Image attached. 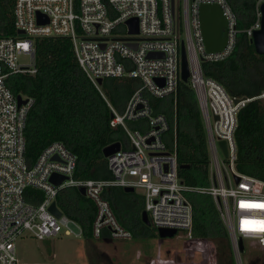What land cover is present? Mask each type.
Here are the masks:
<instances>
[{
	"label": "built area",
	"instance_id": "2783aa9c",
	"mask_svg": "<svg viewBox=\"0 0 264 264\" xmlns=\"http://www.w3.org/2000/svg\"><path fill=\"white\" fill-rule=\"evenodd\" d=\"M12 1L14 28L16 32L23 31L18 35L24 38L0 37V264H17L15 241L24 233L38 241L61 234L83 236L76 221L63 213L56 218L49 211L63 188H83L85 197L94 204L93 240L102 239L104 231L110 241L133 239L103 196L110 187H131L141 193L148 227L154 234L152 239L170 240L160 237L162 229L174 230L175 237L192 238L193 212L184 196L187 187L178 176L175 132L170 149L166 143L169 121L162 114H154L150 106V97L164 99L177 91L181 82L182 41L189 63L188 82L198 99L212 168L210 185L198 191L213 198L229 233L237 264H242L239 239L255 240L264 247V231L260 230L264 227V181L236 170L234 139L239 110L252 100L264 105V91L251 99L232 98L219 83L205 78L200 67L203 60L219 62L228 58L241 32L252 39L261 26L260 6L264 0H256L254 22L243 31L237 28L236 15L226 0H173V9L172 0ZM211 4L221 8L226 20V42L221 51L208 54L199 9ZM38 15L43 23L38 22ZM130 19H137V34L129 32ZM35 38L69 39L78 66L99 91V79L139 81L123 112L109 105L110 127L121 128L125 134L119 151L107 158L111 179H75L76 157L61 142L52 143L33 164H28L24 132L34 101L14 95L6 80L14 75L36 74ZM150 53L162 56L148 58ZM22 56L28 57L26 64L19 62ZM141 120L145 122L143 126H129L130 122ZM219 141L226 142L227 158L218 146ZM53 174L66 179L56 186L50 182ZM27 188L40 191L42 201H26ZM71 227L78 229L79 234Z\"/></svg>",
	"mask_w": 264,
	"mask_h": 264
},
{
	"label": "trees",
	"instance_id": "16d2710c",
	"mask_svg": "<svg viewBox=\"0 0 264 264\" xmlns=\"http://www.w3.org/2000/svg\"><path fill=\"white\" fill-rule=\"evenodd\" d=\"M226 1L236 15L237 28L247 29L255 19L256 0ZM12 8V0H0V37L22 39L24 37L14 28ZM33 47L36 74L14 75L6 80L14 95L34 101L24 132L28 164H33L49 145L61 142L76 157L75 179H111L102 151L113 143H123L125 134L121 128L110 127L109 105L123 112L139 81L104 79L99 91L78 66L69 39L35 38ZM200 67L205 78L219 83L232 98L251 99L264 91V55L256 54L251 40L243 32L238 35L236 47L228 58L219 62L203 60ZM150 106L154 114H162L169 121L166 143L170 149H173L175 132L178 176L187 187L184 196L193 212L191 237L209 239L216 245L217 264H236L229 233L213 198L198 191L210 185V159L195 91L189 82L181 81L174 95L164 99L150 97ZM144 123L143 120L130 122L129 126ZM234 139L236 170L264 181V105L261 101L252 100L239 110ZM42 195L32 188L24 191L26 201L33 204L40 203ZM103 196L133 239L142 241L154 236L141 220L144 209L141 194L110 187ZM55 203L64 215L82 227L83 238L92 241L94 204L76 188L60 189ZM102 238L110 240L107 231ZM244 254L245 248L241 260ZM260 262L264 264V256Z\"/></svg>",
	"mask_w": 264,
	"mask_h": 264
},
{
	"label": "rangeland",
	"instance_id": "374dc122",
	"mask_svg": "<svg viewBox=\"0 0 264 264\" xmlns=\"http://www.w3.org/2000/svg\"><path fill=\"white\" fill-rule=\"evenodd\" d=\"M19 62L26 64L28 57H20ZM71 228L79 234L78 229ZM15 244L17 264H217L216 245L212 241L189 239L185 235L170 240L116 242L88 241L83 236L63 234L38 241L30 233H24ZM243 245L245 254L241 263L260 264L264 247L249 239H243Z\"/></svg>",
	"mask_w": 264,
	"mask_h": 264
},
{
	"label": "water",
	"instance_id": "95a60500",
	"mask_svg": "<svg viewBox=\"0 0 264 264\" xmlns=\"http://www.w3.org/2000/svg\"><path fill=\"white\" fill-rule=\"evenodd\" d=\"M172 9H173V0H172ZM261 10V26L258 30L254 31L251 43L254 46V50L258 55H264V3L260 6ZM199 19L201 32L204 40V46L206 53H216L221 51L226 42L225 33L223 29L226 26V20L223 16L221 8L216 4L211 5H201L199 9ZM38 22L43 23L41 15H38ZM127 25L129 27V32L131 34H137L138 32V23L137 19H130L127 21ZM17 34H24L23 31H17ZM135 47V46H133ZM162 54L150 53L148 54V58H156L160 57ZM190 76L189 72V63L187 60V54L185 49V44L182 41L180 44V79L183 83H187ZM98 85H101L102 80H97ZM18 102L22 103L21 98L17 97ZM218 146L221 149L225 158L228 157L227 145L225 141H219ZM120 149V143H113L107 147H105L102 151V154L105 158H108L118 152ZM56 159V158H54ZM183 168V167H180ZM66 178L60 175L53 174L50 177V182L54 185L58 186L62 181ZM79 193L82 196H85V192L83 188L78 189ZM125 192H134V189L131 187L124 188ZM49 211L56 217L59 218L62 216V212L57 208L56 203L53 202L49 208ZM142 222L149 226V221L145 211L142 212L141 215ZM176 232L174 230H160L159 235L161 238H174ZM239 253L242 254L244 251L243 241L239 239L238 241Z\"/></svg>",
	"mask_w": 264,
	"mask_h": 264
},
{
	"label": "crops",
	"instance_id": "0c3cea01",
	"mask_svg": "<svg viewBox=\"0 0 264 264\" xmlns=\"http://www.w3.org/2000/svg\"><path fill=\"white\" fill-rule=\"evenodd\" d=\"M134 192H137V191H134ZM137 193L141 194L140 192H137ZM101 240H103V241H109L107 238H102Z\"/></svg>",
	"mask_w": 264,
	"mask_h": 264
},
{
	"label": "snow or ice",
	"instance_id": "6c2138e0",
	"mask_svg": "<svg viewBox=\"0 0 264 264\" xmlns=\"http://www.w3.org/2000/svg\"><path fill=\"white\" fill-rule=\"evenodd\" d=\"M261 207H264V205H262ZM262 223H264V222H262ZM260 230L261 231H264V227H262Z\"/></svg>",
	"mask_w": 264,
	"mask_h": 264
}]
</instances>
